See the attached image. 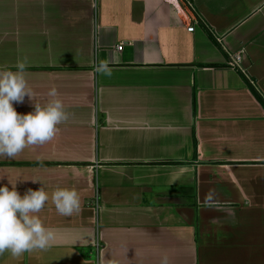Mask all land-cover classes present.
<instances>
[{"label":"crops","instance_id":"1","mask_svg":"<svg viewBox=\"0 0 264 264\" xmlns=\"http://www.w3.org/2000/svg\"><path fill=\"white\" fill-rule=\"evenodd\" d=\"M19 61L33 101L14 109L54 87L68 119L0 156V184L49 194L53 232L0 264H264V0H0V71Z\"/></svg>","mask_w":264,"mask_h":264},{"label":"clouds","instance_id":"2","mask_svg":"<svg viewBox=\"0 0 264 264\" xmlns=\"http://www.w3.org/2000/svg\"><path fill=\"white\" fill-rule=\"evenodd\" d=\"M25 68L26 63L19 61L15 72L0 71V156L3 157L13 158L27 146L51 141L58 132V125L68 119L54 87L47 92L50 99L43 105L33 102L32 110L23 114L14 109L13 103H23L25 97L33 101L23 75ZM93 71L105 76L112 74L104 62L96 64ZM33 182L40 183L38 180ZM50 198L62 216L80 211V199L73 189L57 188ZM48 200L49 194L41 187L29 188L20 194L15 184L11 188L0 184V253L8 251L17 257L50 246L53 232L44 227L37 215ZM159 264H168L167 256H161Z\"/></svg>","mask_w":264,"mask_h":264},{"label":"built area","instance_id":"3","mask_svg":"<svg viewBox=\"0 0 264 264\" xmlns=\"http://www.w3.org/2000/svg\"><path fill=\"white\" fill-rule=\"evenodd\" d=\"M192 29H193L192 26H189L187 28V30H189V31H191ZM119 47L120 46H118V48ZM240 58H241V54H238V53L230 55L229 60H228V65L232 68H236V69L239 68L240 67V65H239L240 64Z\"/></svg>","mask_w":264,"mask_h":264},{"label":"trees","instance_id":"4","mask_svg":"<svg viewBox=\"0 0 264 264\" xmlns=\"http://www.w3.org/2000/svg\"><path fill=\"white\" fill-rule=\"evenodd\" d=\"M248 80V79H247ZM248 85L250 88V91L252 92V94L257 98V100L262 104V106L264 107V99L261 97V95L256 91V89L253 87L252 83L250 80H248Z\"/></svg>","mask_w":264,"mask_h":264}]
</instances>
